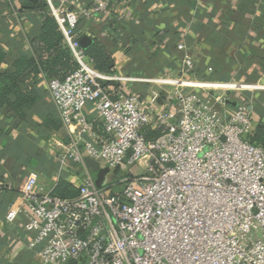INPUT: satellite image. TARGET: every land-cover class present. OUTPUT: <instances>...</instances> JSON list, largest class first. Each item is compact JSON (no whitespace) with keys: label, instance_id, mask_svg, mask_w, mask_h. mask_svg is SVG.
Returning <instances> with one entry per match:
<instances>
[{"label":"built area","instance_id":"built-area-1","mask_svg":"<svg viewBox=\"0 0 264 264\" xmlns=\"http://www.w3.org/2000/svg\"><path fill=\"white\" fill-rule=\"evenodd\" d=\"M112 1L47 0L78 63L65 79L48 81L72 135L57 160L62 168L80 166L83 176L78 195L67 198L29 176L6 221L22 218L41 264H264V147L250 140L251 108L242 94L253 86L188 76L196 64L182 41L175 78L100 72L77 27L110 12ZM134 81L159 86L163 105L150 107L154 97L146 101L122 84L105 85ZM147 126L161 133L149 138ZM85 157L109 169L101 186ZM7 192L0 184V204Z\"/></svg>","mask_w":264,"mask_h":264},{"label":"crops","instance_id":"crops-1","mask_svg":"<svg viewBox=\"0 0 264 264\" xmlns=\"http://www.w3.org/2000/svg\"><path fill=\"white\" fill-rule=\"evenodd\" d=\"M18 3L0 0V71L10 68L16 58L33 54L29 39L34 26L18 14ZM113 21L112 29L109 23ZM89 24L82 30L93 41L97 34L107 32L125 37L112 47L119 76L175 78L184 56L177 43L184 42L196 64L188 76L252 85L242 92L251 108L250 138L256 126L264 123V1L113 0L110 12ZM131 27L142 34H133ZM164 32L174 34V47L169 46L173 35L161 39ZM207 66L213 67L212 73L206 71ZM120 84L139 92L146 101L154 97L150 107L163 105L164 92L156 84ZM26 114L22 118L0 110V184L8 188L0 204V264H41L28 248L30 237L21 227L22 218L13 224L5 219L28 177L39 176L45 190L54 191L62 179L78 187L83 176L80 166L62 168L57 160L72 135L60 120L46 79L41 82L38 105ZM88 114L94 115L90 106Z\"/></svg>","mask_w":264,"mask_h":264},{"label":"trees","instance_id":"trees-1","mask_svg":"<svg viewBox=\"0 0 264 264\" xmlns=\"http://www.w3.org/2000/svg\"><path fill=\"white\" fill-rule=\"evenodd\" d=\"M18 1L19 5L16 9L18 14L26 16L34 26L29 39L33 54L16 58L10 68L0 71V110L7 111L8 114L17 113L20 117L25 118L26 111L35 108L41 99L42 80H63L78 68V63L65 44L63 34L49 9L47 0ZM86 23L88 26L90 25V21L84 19L80 21L77 27L80 35H84L82 29ZM113 23L114 21L109 23L112 29ZM94 29L95 27H92V30ZM131 32L137 35L142 34L141 30L134 27H131ZM167 34L173 35V41L169 46L174 47V34L164 32L161 34V39L169 36ZM122 39L125 37L114 36L110 32L104 36L97 34L94 41L86 48L87 54L93 59L95 67L100 72L116 73L112 47ZM111 84L115 88L119 87L116 82L105 83V85ZM95 129L100 135H106L105 130L98 122L95 123ZM145 131L149 138L156 137L161 133V129L152 130L149 126L145 127ZM250 140L252 143L264 147V123L256 126ZM54 193L63 198L74 197L78 195L79 188L62 179L55 187Z\"/></svg>","mask_w":264,"mask_h":264},{"label":"water","instance_id":"water-1","mask_svg":"<svg viewBox=\"0 0 264 264\" xmlns=\"http://www.w3.org/2000/svg\"><path fill=\"white\" fill-rule=\"evenodd\" d=\"M81 45L86 49L90 46V44L93 42V40L87 36L84 35L81 37ZM234 105H237V103H234ZM85 164L87 167H89L93 172L98 174L97 178V185L101 186V184L104 181V176L105 174L109 171L108 168H101V165L98 161L90 158V157H85ZM69 264H76L75 262H71Z\"/></svg>","mask_w":264,"mask_h":264},{"label":"rangeland","instance_id":"rangeland-1","mask_svg":"<svg viewBox=\"0 0 264 264\" xmlns=\"http://www.w3.org/2000/svg\"><path fill=\"white\" fill-rule=\"evenodd\" d=\"M131 173L133 175L137 176V175L141 174V169L138 166H135V167L132 168ZM136 187L139 188V185L136 184Z\"/></svg>","mask_w":264,"mask_h":264}]
</instances>
